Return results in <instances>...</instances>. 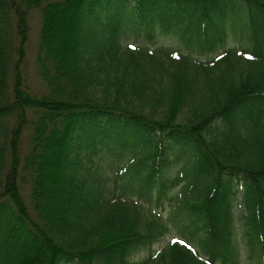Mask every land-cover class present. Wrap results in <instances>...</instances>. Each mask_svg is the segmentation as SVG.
Wrapping results in <instances>:
<instances>
[{
    "label": "trees",
    "instance_id": "trees-1",
    "mask_svg": "<svg viewBox=\"0 0 264 264\" xmlns=\"http://www.w3.org/2000/svg\"><path fill=\"white\" fill-rule=\"evenodd\" d=\"M0 264H264V0H0Z\"/></svg>",
    "mask_w": 264,
    "mask_h": 264
},
{
    "label": "rangeland",
    "instance_id": "rangeland-1",
    "mask_svg": "<svg viewBox=\"0 0 264 264\" xmlns=\"http://www.w3.org/2000/svg\"><path fill=\"white\" fill-rule=\"evenodd\" d=\"M69 21H70V17L67 18L66 20L62 19V21L60 19H58V20L54 19L55 23H53V25L51 26V28H52L51 40L53 43L61 44L63 46H67V44L69 42V26H68ZM29 26H30V30H29L30 32H29V39H28L27 44H26V52L27 53H26V57H25V61H24L23 71H24L25 77H26L30 87L33 88V90L37 91L40 89L41 83L39 82V80H37V78L35 76V72H34V55H33V53L35 50L34 46H35L36 40H37L36 35L38 32V28H39V18L37 17L36 14H34L33 16H31L29 18ZM155 42L157 44L162 43L163 45H173L172 41L170 39H168L167 37H162V36L157 37ZM232 45H233V43L228 42L226 44V47H230ZM206 56L207 57H201V58H204V60H205V59L211 58L213 55L207 54ZM54 168H55V166L53 164H51L47 167V170L49 172V176L54 175V170H55ZM22 192L24 195H26L25 189H23ZM151 206H153L152 209L155 212L161 214L164 218H166L168 216L167 207L161 209L160 207H154L153 204ZM175 234H176L175 231L173 229H171L165 236H163L158 241L154 242L150 248L143 247L132 258L134 260H141V259L146 258L148 253L155 255L172 237L175 236Z\"/></svg>",
    "mask_w": 264,
    "mask_h": 264
}]
</instances>
